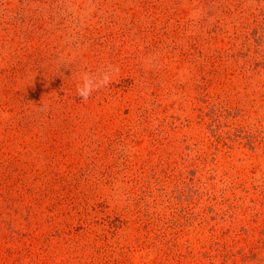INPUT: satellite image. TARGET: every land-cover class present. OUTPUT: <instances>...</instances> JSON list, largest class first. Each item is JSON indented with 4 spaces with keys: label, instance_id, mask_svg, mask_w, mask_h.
<instances>
[{
    "label": "rangeland",
    "instance_id": "1",
    "mask_svg": "<svg viewBox=\"0 0 264 264\" xmlns=\"http://www.w3.org/2000/svg\"><path fill=\"white\" fill-rule=\"evenodd\" d=\"M0 264H264V0H0Z\"/></svg>",
    "mask_w": 264,
    "mask_h": 264
},
{
    "label": "clouds",
    "instance_id": "2",
    "mask_svg": "<svg viewBox=\"0 0 264 264\" xmlns=\"http://www.w3.org/2000/svg\"><path fill=\"white\" fill-rule=\"evenodd\" d=\"M119 69L108 65L107 70L97 75L94 72L84 71L80 76V82L77 84V95L84 101H87L94 92H99L107 87L113 81V76Z\"/></svg>",
    "mask_w": 264,
    "mask_h": 264
}]
</instances>
